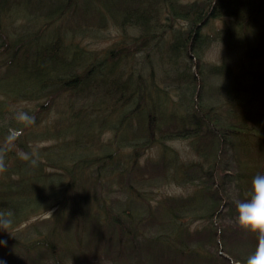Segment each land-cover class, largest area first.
Segmentation results:
<instances>
[{
    "label": "trees",
    "instance_id": "1",
    "mask_svg": "<svg viewBox=\"0 0 264 264\" xmlns=\"http://www.w3.org/2000/svg\"><path fill=\"white\" fill-rule=\"evenodd\" d=\"M82 20L118 38L90 51ZM263 109L264 0H0V211L26 226L0 235V264H247L258 241L235 205L264 175ZM168 180L197 188L161 194Z\"/></svg>",
    "mask_w": 264,
    "mask_h": 264
},
{
    "label": "rangeland",
    "instance_id": "2",
    "mask_svg": "<svg viewBox=\"0 0 264 264\" xmlns=\"http://www.w3.org/2000/svg\"><path fill=\"white\" fill-rule=\"evenodd\" d=\"M183 1L184 2H191L194 0H183ZM31 2L33 5L35 4V0H31ZM45 2H47V0H45ZM77 10H78V14L66 15V17L64 18V20L62 22V26L65 25L68 28H71V27L73 28V26H75L77 20L82 17V13L79 12L80 11L79 6L77 7ZM95 10H97V8H91L90 9V11H95ZM22 14L18 13V15L15 16V19H13V21L15 22V26L16 25L19 26L22 24V21L20 18L22 16ZM83 22L81 23V26L84 27V29H88L87 30L88 32L83 31V36H81L82 35L81 31L77 32L78 38L76 40L79 41V44L83 45L84 47H86L90 51H93V50L100 51L106 47H109L118 38L119 31L114 24L110 23L107 28L102 29L99 32H95L94 30L97 31V28H96V26L93 25V23L88 22V21H83ZM220 27H222V20L217 19V20H212V21L208 22V24L206 25L204 30L206 32L207 31L211 32L212 30H216ZM91 32H92V34H91ZM95 33H96V35H95ZM224 47L225 46L222 45V43L220 41L212 42L208 46V48L205 50V53L203 55V60L206 63V65L220 63L223 60V57L225 54V52L223 50ZM2 69H4V68H2ZM9 81H12L11 77L9 78ZM24 105H26V104L25 103H18L16 106L20 107V106H24ZM54 114L56 115V113H53V115ZM104 135H105L104 138H107L108 134L106 132ZM41 144H44V143H41ZM167 145L172 146L178 152L179 157L183 161L189 162V161H199L200 160L199 155L195 153V151L192 148L190 141H188V140L175 139V140L168 142ZM148 157H150L153 160H157L159 158V151L156 150L155 147L152 150L147 151L142 156V158L140 160L141 164L144 163V161ZM171 172L174 173L173 170H171ZM196 188H197L196 182L195 183H187L185 181H177L176 182V181H172V180L164 181V183H162L158 187L159 192L161 194L171 195V196H175V197L187 196V195L193 193ZM152 204L154 205V203H152ZM49 213H51V210L43 212L39 217H36V219L37 218L41 219V218L47 217L50 215ZM36 219H34V220H36ZM203 224H204V222H202L200 219L196 220L193 224L190 225V229L195 230L196 228H200ZM25 228H26V226L22 225L18 229L10 231V234L7 232H4V231H0V235L3 234V235H12L13 236L14 234H16L17 231L25 229ZM75 234L76 233H73V234L69 233L67 230H61L60 238L63 239V237H64L68 244L73 245V244H75V239L78 238L77 235H75ZM70 248H72V247H70ZM100 255H98V257ZM83 256L86 259L89 258L87 260L95 261L96 263L98 262V259L96 257H92L87 251H85ZM235 263L237 264V262H235Z\"/></svg>",
    "mask_w": 264,
    "mask_h": 264
},
{
    "label": "clouds",
    "instance_id": "3",
    "mask_svg": "<svg viewBox=\"0 0 264 264\" xmlns=\"http://www.w3.org/2000/svg\"><path fill=\"white\" fill-rule=\"evenodd\" d=\"M19 118L25 123L30 119L24 114ZM5 170L4 159L0 155V172ZM235 206L236 226L253 234L258 241L255 252L247 259V264H264V175L258 174L253 178L249 198L236 201ZM12 223L11 211H0V231L10 234ZM0 244H6V241H0Z\"/></svg>",
    "mask_w": 264,
    "mask_h": 264
}]
</instances>
